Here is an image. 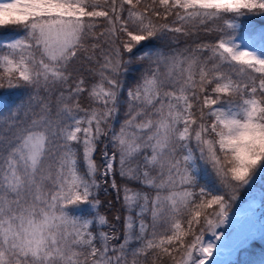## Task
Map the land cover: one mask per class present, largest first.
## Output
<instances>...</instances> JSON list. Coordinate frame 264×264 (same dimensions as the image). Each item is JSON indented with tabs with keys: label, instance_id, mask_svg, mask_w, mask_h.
Returning a JSON list of instances; mask_svg holds the SVG:
<instances>
[{
	"label": "snow or ice",
	"instance_id": "6c2138e0",
	"mask_svg": "<svg viewBox=\"0 0 264 264\" xmlns=\"http://www.w3.org/2000/svg\"><path fill=\"white\" fill-rule=\"evenodd\" d=\"M258 18L264 0H0V264H212L264 173Z\"/></svg>",
	"mask_w": 264,
	"mask_h": 264
},
{
	"label": "rangeland",
	"instance_id": "374dc122",
	"mask_svg": "<svg viewBox=\"0 0 264 264\" xmlns=\"http://www.w3.org/2000/svg\"><path fill=\"white\" fill-rule=\"evenodd\" d=\"M264 183V173L260 174L257 179L255 184L249 188L246 189L247 190V195L245 196V198L241 201V204H245L246 203H254L255 208L253 211H257L258 215H260L259 217L261 219L264 220V214H262L264 212V190L262 189V185ZM88 211L87 208H84ZM83 210V209H82ZM223 228V231L226 232V235H228V233H230L232 231V227L231 228ZM259 230L257 229V235H256V240H259ZM252 244V243H251ZM245 246L243 249H241L240 251H238L236 253V255H234L232 258H230L225 264H236L240 261H249L251 259H253L256 256H259L258 252H251L252 250L250 249V245ZM256 254V255H255Z\"/></svg>",
	"mask_w": 264,
	"mask_h": 264
},
{
	"label": "bare ground",
	"instance_id": "6f19581e",
	"mask_svg": "<svg viewBox=\"0 0 264 264\" xmlns=\"http://www.w3.org/2000/svg\"><path fill=\"white\" fill-rule=\"evenodd\" d=\"M254 205H255L254 203L243 204L242 207L237 209V211L232 215V217L229 220V223L223 225L221 229H223L224 227H230V225H233V223L237 219H240L242 215H247L248 213H252V211L255 208ZM241 222H242V226L238 227L236 231L233 232L232 235L230 236L225 235L221 237V240L214 241L218 245V247L214 253L212 264H225L229 260L230 257L228 256V254L225 251L220 252L219 250L227 249L234 242L235 238L238 237V235H240L241 233H243V230H245V228L248 226V221L242 220Z\"/></svg>",
	"mask_w": 264,
	"mask_h": 264
},
{
	"label": "trees",
	"instance_id": "16d2710c",
	"mask_svg": "<svg viewBox=\"0 0 264 264\" xmlns=\"http://www.w3.org/2000/svg\"><path fill=\"white\" fill-rule=\"evenodd\" d=\"M244 29H245V34H247V32L249 30H255L256 33H259L261 31H264V18H258L252 22H245L243 25ZM17 95H19L18 93H13L12 98L14 99ZM9 101V96L7 94V92H5L2 100H0V103H3L4 105H7ZM203 183V181H202ZM209 187H211V185H209ZM262 189L264 190V183L262 185ZM247 195V190H243L240 199L236 202V204L234 205V208L241 203V201L245 198V196ZM87 213L86 209H83L80 211V215H84ZM250 249L252 250L251 252H258L259 256L254 257L253 259L249 260V261H240L236 264H264V239H259V240H255L254 243H252L250 245ZM256 255V254H255Z\"/></svg>",
	"mask_w": 264,
	"mask_h": 264
},
{
	"label": "water",
	"instance_id": "95a60500",
	"mask_svg": "<svg viewBox=\"0 0 264 264\" xmlns=\"http://www.w3.org/2000/svg\"><path fill=\"white\" fill-rule=\"evenodd\" d=\"M241 207H242V204H240L238 207H236L234 209V211L230 214V218L237 211V209L238 208H241ZM252 213H248L247 215H243V218L242 219H237L236 220L237 222L235 221L236 223L234 222L233 225H230V227H232V231L230 233H228L227 236L232 235L233 232L236 231V229L238 227H241L242 226V222H241L242 220L248 221V226L245 228V230H243V233H241L240 235H238V237L235 238L234 242L227 249H225V250L224 249H220L219 250L220 252L225 251L228 254V256L230 258H232L237 253V251L235 249H236V247H237V245H238V243H239V241L241 239H243V238H245V237H247V236H249L251 234L257 235L256 232H255V230L257 229L258 224L260 226L263 225V220L260 219V217H259L260 215H258L257 211L256 212L253 211ZM227 228H229V227H227ZM218 231H220V232L223 233L222 237L226 235L225 232L222 229L221 230H218ZM206 239H211L210 235H206Z\"/></svg>",
	"mask_w": 264,
	"mask_h": 264
}]
</instances>
